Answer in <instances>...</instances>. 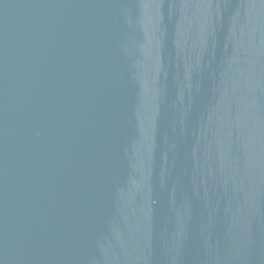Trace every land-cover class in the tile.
Segmentation results:
<instances>
[{"label":"water","instance_id":"1","mask_svg":"<svg viewBox=\"0 0 264 264\" xmlns=\"http://www.w3.org/2000/svg\"><path fill=\"white\" fill-rule=\"evenodd\" d=\"M0 264H264V0H0Z\"/></svg>","mask_w":264,"mask_h":264}]
</instances>
